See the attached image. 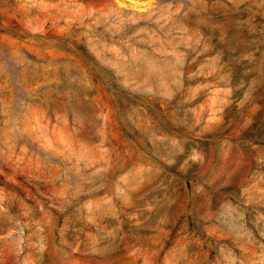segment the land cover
<instances>
[{
  "label": "rangeland",
  "instance_id": "obj_1",
  "mask_svg": "<svg viewBox=\"0 0 264 264\" xmlns=\"http://www.w3.org/2000/svg\"><path fill=\"white\" fill-rule=\"evenodd\" d=\"M0 264H264V0H0Z\"/></svg>",
  "mask_w": 264,
  "mask_h": 264
}]
</instances>
